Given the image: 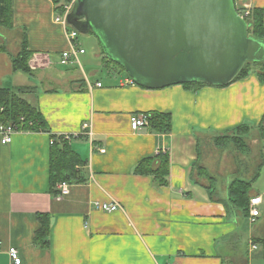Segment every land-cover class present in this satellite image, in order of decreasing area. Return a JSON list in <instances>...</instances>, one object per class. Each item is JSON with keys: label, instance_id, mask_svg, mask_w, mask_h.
I'll use <instances>...</instances> for the list:
<instances>
[{"label": "crops", "instance_id": "1", "mask_svg": "<svg viewBox=\"0 0 264 264\" xmlns=\"http://www.w3.org/2000/svg\"><path fill=\"white\" fill-rule=\"evenodd\" d=\"M59 1L13 0L14 26L0 28V45L7 50L0 52V88L26 91L48 129L18 131L8 144L0 136V264H14L12 248L21 264H264V216L254 222L261 229L247 232L251 216L235 208L229 195L234 181L252 183L250 207L261 198L264 212V193L256 189L264 174L258 130L264 126V83L258 74L225 87L150 90L120 72H108L105 81L97 70L87 75L83 65L82 75L59 70L60 54L69 46L54 21L65 2ZM234 3L237 12L264 10V0ZM24 39L34 52L32 73L19 71L27 79L12 62ZM96 67L99 73L108 69L105 61ZM153 112L171 115L169 134L151 126L132 131V115ZM85 124L92 140L83 135ZM244 124L253 128L247 137L252 150L216 145ZM78 133L69 143L85 162L80 169L86 182L56 197L50 187L51 140ZM160 153L170 160L164 186L135 172L142 160ZM103 203H118L122 210L103 212ZM38 214L50 219L45 245L34 239ZM243 241L247 256L239 252Z\"/></svg>", "mask_w": 264, "mask_h": 264}, {"label": "water", "instance_id": "2", "mask_svg": "<svg viewBox=\"0 0 264 264\" xmlns=\"http://www.w3.org/2000/svg\"><path fill=\"white\" fill-rule=\"evenodd\" d=\"M68 23L92 33L139 87L231 84L264 61L234 0H76Z\"/></svg>", "mask_w": 264, "mask_h": 264}, {"label": "trees", "instance_id": "3", "mask_svg": "<svg viewBox=\"0 0 264 264\" xmlns=\"http://www.w3.org/2000/svg\"><path fill=\"white\" fill-rule=\"evenodd\" d=\"M53 1L57 5L60 3L59 0ZM57 11L63 12V9L58 7ZM13 26V0H0V28L12 29ZM90 34L93 35L92 33ZM249 36L264 44V10L256 9L253 11L250 18ZM98 44L100 45L99 42ZM0 52L7 53L6 47L0 45ZM33 54L34 52L30 51L28 48L27 40L24 39L20 53L15 58H12L14 70L16 72L21 71L30 75L32 70L30 69L29 62ZM104 58L107 59L105 55ZM254 65L258 69H252V66ZM119 69L121 68L119 67ZM121 71L124 70L121 69ZM253 72H256L260 81L264 83V61L259 63H248L233 82L245 79ZM183 86L185 88H201L209 85L204 83H192ZM25 95L26 91L23 89L16 90L12 88H0V126L13 125L17 127L18 130L32 132L46 130L45 132H47V123L41 112L29 103L25 98ZM149 114L152 115L151 127L156 132L162 134H169L171 132L172 120L170 114L157 112ZM22 119L24 121H22ZM258 130L263 140V124L259 126ZM252 132L253 128L249 125H240L232 132V135H224L223 137L217 138L216 145L218 147H226L229 144H232L233 146L237 145L238 148L236 149L239 151H247L248 149L246 144L244 145V140H246V137ZM84 165L85 162L73 150L68 141H65L63 138L56 140V143L52 146L50 158V187L54 196L58 197V191L56 189L58 184L69 183L71 185H76L86 182L85 175L80 169ZM169 166V155L167 153H160L156 157H148L142 160L136 167L135 172L138 175L152 176L159 185L164 186L168 183ZM251 190L252 183L241 180L234 181L229 188L231 202L234 204L235 208L239 209L246 217L250 214ZM37 220L40 224V228L36 231L34 239L39 245H45L50 232V219L48 215L38 214Z\"/></svg>", "mask_w": 264, "mask_h": 264}, {"label": "built area", "instance_id": "4", "mask_svg": "<svg viewBox=\"0 0 264 264\" xmlns=\"http://www.w3.org/2000/svg\"><path fill=\"white\" fill-rule=\"evenodd\" d=\"M65 5L63 4L61 8L63 12H57L54 16V21L57 25H60L64 31L66 40L68 42V49L60 54V65L64 67H72L79 66L82 68L81 56H83L86 51L82 47V42L80 40V34L75 29L72 28L68 23V16L72 12L76 0L65 1ZM239 16L250 24V18L252 16L251 9H247L243 12H238ZM97 87H102V84H97ZM152 115L149 113H140L134 114L130 117V126L133 132H139L141 129L147 128L151 126ZM22 121H24L22 119ZM83 135L84 133L92 140L93 131L89 124H85L82 127ZM21 130H18L17 127L13 125H1L0 126V136L2 137V143L8 144L12 140V136ZM82 134H74V135H62L59 138H63L65 141H71L72 138H79ZM56 143V139L51 140V146ZM100 153H106L105 150H101ZM72 185L69 183H61L57 185L58 197H65L70 194ZM262 199L256 198L251 201L250 207V216L251 221L254 223L260 216L261 212L259 210V205L261 204ZM98 208L106 213H115L122 210V207L118 203H103L98 205ZM253 249H257L255 244L252 245ZM10 258L14 262V264H21L22 260L19 256V252L17 249L12 248L9 251ZM166 264H176V263H166Z\"/></svg>", "mask_w": 264, "mask_h": 264}, {"label": "rangeland", "instance_id": "5", "mask_svg": "<svg viewBox=\"0 0 264 264\" xmlns=\"http://www.w3.org/2000/svg\"><path fill=\"white\" fill-rule=\"evenodd\" d=\"M64 1V0H63ZM66 2H68V0H66ZM66 3L64 2V5ZM61 7V6H60ZM71 27L72 28H75L76 30H78L77 27H75L73 24H71ZM80 31V30H79ZM78 31V32H79ZM80 34V40L82 42V47L85 49V51L87 52L86 55H83L81 56V61H82V65H83V70H85V72L87 73V75L91 74V72L93 71H98V75L101 76L105 81H108L109 80V76H108V72L109 73H114V72H120L118 73L119 76H122V77H125L127 76V73L124 72V71H121V69H119L118 66L114 65L113 63H111L110 61H108L107 59L103 58L102 59V56L100 55L101 53V47L99 46L98 44V40L95 36L91 35L90 33H86V32H79ZM59 58V57H58ZM102 61H105L106 62V65L108 67V71L106 69H101L100 73H99V70L98 68L96 67L99 63L101 64ZM109 62V63H108ZM58 69L59 70H63V71H66V70H69L71 71L72 73H75V74H80L82 75V68H80L79 66H72L71 68L67 69L66 67L64 68V66H58ZM252 69H258L255 65L252 66ZM17 74L19 75H23V77H25L27 79V77L29 78V76L26 74H20V72H16ZM11 79L8 78L7 81L10 82ZM254 130H256V128H254ZM232 135V134H231ZM246 144L247 146V151H250L252 150L253 148L249 146V142H248V139L246 137V140H244V145ZM256 144H253L254 148H257V146H255ZM262 147H263V151H264V139L262 141ZM233 148H238V146H233ZM238 150V149H237ZM243 152V151H242ZM262 174V173H261ZM256 184L258 185L256 187V189L262 193H264V174L263 176L256 181ZM259 210L261 211V214L262 216H264V212L263 210L259 207ZM261 216V217H262ZM262 227L258 224V223H254V224H251V226H247V228L244 230H246L247 232L251 230H256V229H261ZM259 232V231H257ZM259 244V243H258ZM261 249V251L263 250V246L261 244L258 245ZM248 250L247 249V245L244 244V241L242 242V249H239V252L244 254V256H247L248 255Z\"/></svg>", "mask_w": 264, "mask_h": 264}]
</instances>
